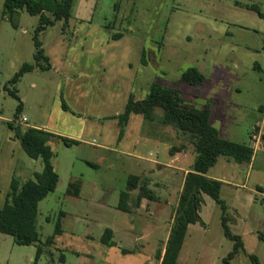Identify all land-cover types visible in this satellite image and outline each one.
I'll return each mask as SVG.
<instances>
[{"label":"rangeland","instance_id":"obj_1","mask_svg":"<svg viewBox=\"0 0 264 264\" xmlns=\"http://www.w3.org/2000/svg\"><path fill=\"white\" fill-rule=\"evenodd\" d=\"M4 2L0 0V208L13 178L22 184L43 170L42 157L23 149L19 128L52 133L51 162L60 180L38 205L40 241L22 245L0 232V264L145 262L143 254L122 251L119 235L115 245H105L96 227L111 224L110 217L98 218L102 221L94 226L97 218L87 210L97 199L115 206L129 175L148 174L142 177L158 197L139 208L143 215H153L165 203L167 231L183 175L170 174L169 167L157 163L167 160L166 144L170 150L185 145L195 150L193 139L162 124L165 111L159 106L152 119L133 113L125 127L119 121L128 99L145 98L153 82L179 90L182 108L212 105L213 124L224 138L250 142L251 162L220 156L211 172L226 179L220 191L226 222L244 245L230 263L253 264L251 255L264 263V0H75L69 20H56L37 36L49 61L34 56L40 16L26 9L9 15ZM25 64L32 67L21 72ZM192 67L204 75L200 84L181 79ZM257 128L263 142L253 145ZM59 135L78 142L66 145ZM190 152L182 158L185 165ZM72 181L80 183L78 198L67 194ZM135 195L129 200L133 206ZM203 203L204 197L199 210L204 223L191 226L179 264H225L233 250L235 241L224 233L219 203L209 195ZM61 211L67 216H60ZM113 216L119 227L122 221L139 223L136 213L118 210ZM59 218L64 232L46 246ZM140 221L143 227L151 224L144 217ZM39 245L43 252L36 261ZM152 260L159 264L156 253Z\"/></svg>","mask_w":264,"mask_h":264},{"label":"trees","instance_id":"obj_2","mask_svg":"<svg viewBox=\"0 0 264 264\" xmlns=\"http://www.w3.org/2000/svg\"><path fill=\"white\" fill-rule=\"evenodd\" d=\"M74 4L75 0H5L4 10L9 15H16L20 9H26L30 14L40 16V24L35 35L36 52L34 56L37 61L42 59L49 61V57L43 54L42 43L37 36L47 26L53 25L56 20H69L72 17ZM46 12L51 15H47ZM31 67V65L25 64L20 71L23 72ZM42 67L49 68V66ZM181 79L191 84H200L204 80V75L197 67H192L182 74ZM157 106L162 107L165 111L161 123L164 125L172 124L178 129L188 132L193 139L196 151L193 168L187 173L178 202L174 206V219L165 250L163 252V248L158 247L156 250L157 259L162 258L161 264H179V253L184 244L189 225L197 222L204 223L199 215V210L203 193H206L219 203L223 212L222 225L224 233L235 241L233 250L224 258L225 264H231L230 260L240 251V248H243V241L239 235L231 231L226 222L224 213L227 205L220 196L222 181L207 176V172L216 164L220 156L232 157L239 163L251 162L254 149L247 143L222 138L217 127L210 123L209 104L201 109L182 108L179 90L159 82L152 83L145 98L134 99L130 97L128 99L124 111L119 116L120 126L125 127L133 113H141L145 118L152 119L153 110ZM20 107L21 104L18 106V111ZM10 125L12 127V123ZM17 135L23 149L29 156L33 158L42 157L43 170L34 172V180L29 179L22 184L16 178L12 179V190L8 193L5 203L0 208V232L11 235L18 244H36L40 241L36 225L39 202L49 193L55 191L60 176L54 170L51 162L53 151L48 144L49 136L52 135L51 132L38 127H29L24 130L19 128ZM60 137L66 145L78 142L65 136ZM176 148L181 149L180 146ZM90 164L96 166L95 163ZM80 190V183L72 181L68 184L67 194L77 197ZM133 194H136V204H140L143 198L155 200L158 197L157 193L150 187L147 177L131 174L128 177L126 189L120 192L117 208L130 211L129 200ZM64 215L65 212L61 211L60 216ZM61 233L62 221L59 218L54 234L48 237L45 245L51 246L55 242V236ZM113 237V230L107 227L101 240L105 245L113 246L115 245ZM122 251L124 253L132 252V250L126 248H123ZM42 252L43 248L39 245L36 252V261ZM250 257L253 264H264L256 255Z\"/></svg>","mask_w":264,"mask_h":264},{"label":"crops","instance_id":"obj_3","mask_svg":"<svg viewBox=\"0 0 264 264\" xmlns=\"http://www.w3.org/2000/svg\"><path fill=\"white\" fill-rule=\"evenodd\" d=\"M254 65L256 67H258V68H262V64L260 62H258V61H256V63ZM260 108L264 109L263 105H261ZM214 119H215L214 107H212V105H211V108H210V123L212 125H214L213 124ZM178 130H180V129H178ZM218 130H219L220 136L222 138H224L222 136V134H221L220 128ZM160 137H162V136H160ZM248 145H250V142L248 143ZM165 146H166L167 149H169L168 150V156L166 158L167 160H165V162H159L157 164L169 167L170 170H171L170 174H174L176 172L177 173H179V172L181 173V171H182V175H183V180H182L183 183H182V187H181V191H182L186 175L193 168V164H194V161H195V158H196V152H195L194 149L191 150L189 148V146L187 147L186 145L184 147L180 146L181 149H177L176 147H173V149H171V150H170V145L169 144H166ZM177 147H179V146H177ZM189 152H190V162L185 165L184 161L182 162V160H183L182 158L183 157L185 158V156ZM219 158H218L216 164L218 163ZM152 162H155V161L153 160ZM225 162L227 163L226 167L228 168L230 162L227 161V160ZM226 163H224V164H226ZM213 167H211L208 170L207 176L222 181V186H223V184L226 182V179L224 178V176L222 174L212 173L211 170H212ZM153 170L158 172V173L160 172L159 168H155ZM161 172H163V171H161ZM142 175H148V174L142 173ZM181 191H180V193H181ZM258 192L262 193V191L260 189L258 190ZM73 197H75V196H73ZM78 197H80V196H77V198ZM203 197H204V203L202 204V206L204 207L206 205V201L208 200V194L203 193ZM144 200L145 199H143V201H141L140 204H136L135 203V206H133L129 202V204L131 205V210L130 211H124V210H121V209L117 208L118 203H116L115 206H112L108 202H106L105 200L97 199V200H95L94 202H92L89 205L90 209L87 210V211H89L90 213L94 214L95 217L97 218V220H93L94 226H96V224L98 226L99 223L102 220H104L105 218L110 217L108 219H111V224H106V222H105L102 226L96 227V228H98V231H99L98 237H99L100 240L102 238V235H103V232H104L105 228L109 227V228H111L113 230V233H114L113 239L115 241V244L117 243V239H118V235H119L121 237L120 242L125 245L124 248L132 250L131 253L143 254L145 262L142 263V264H153V260H152L153 259V255H154V253H156V250L158 249V247H162L163 248V252L165 250V245H166V242L168 240L170 229H171V225H172V222H173V219H174V213H173V216L171 218V221L169 222L168 229L166 231V228L164 227L165 226V215L164 214H165V209H166L165 206H166V204L164 203V204L160 205L158 207L159 208L158 211L156 213H154L153 215L148 213V211H145L147 214L143 215L142 214L143 212H142V210L139 207H143V205L148 202L147 199H146V201H144ZM177 202H178V200H177ZM177 202L173 203V206H176ZM118 210H121V211H124V212H129V213L132 212L134 214L136 213L137 219H138L137 221H139V223L135 224V223H130L128 221H122V223H123L122 227L121 226L119 227L117 225V222H116L114 216H113V214H115V212H117ZM101 211H104V212H101ZM99 213H102V217H101V215H99ZM67 214H68V212H65L64 216H67ZM82 215H83V213H82ZM200 215H203L202 211H201ZM143 217H144V222L145 221H146V223L150 222L151 224L147 225L145 227H143L142 225H139L141 222H143V221H140V220L143 219ZM149 217L151 218V221L147 220ZM98 218H102V220H100ZM194 225L195 224H190L189 225L188 232H187V235L185 237L184 244H183V246L181 248V251L179 253V261H180V255H181L182 250H183V248L185 246L186 239L190 235V233H189L190 232V228H191V226H194ZM161 231H164L162 237H160L161 236V233H160ZM63 232H64V229L62 227V233L59 234L58 236L62 235ZM90 233L91 232H88L86 234V236L87 237H91L92 235ZM131 253H127V254H131ZM146 253H147V255H144ZM148 254H149V256H148ZM61 259H63V261H64V259H65L64 255H63V258H61ZM161 259L158 260L159 264H161ZM100 264H107V262L106 263L105 262H100Z\"/></svg>","mask_w":264,"mask_h":264},{"label":"built area","instance_id":"obj_4","mask_svg":"<svg viewBox=\"0 0 264 264\" xmlns=\"http://www.w3.org/2000/svg\"><path fill=\"white\" fill-rule=\"evenodd\" d=\"M22 120L23 121H27V118L26 117H23L22 118ZM258 128H261V127H258ZM258 128L256 129V131H254L253 133H252V139L254 140H252L251 141V144H256V143H261V142H263V140L261 141V129L260 130H258Z\"/></svg>","mask_w":264,"mask_h":264}]
</instances>
